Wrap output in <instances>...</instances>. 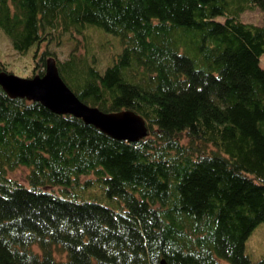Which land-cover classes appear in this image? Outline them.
<instances>
[{"label": "trees", "instance_id": "16d2710c", "mask_svg": "<svg viewBox=\"0 0 264 264\" xmlns=\"http://www.w3.org/2000/svg\"><path fill=\"white\" fill-rule=\"evenodd\" d=\"M251 7L258 24L239 17ZM83 27L120 50L101 70L69 54L59 75L146 133L117 139L0 86V264H264L244 252L264 222V0H0L12 48L34 47L28 76L42 44ZM95 185L103 201L82 194Z\"/></svg>", "mask_w": 264, "mask_h": 264}, {"label": "rangeland", "instance_id": "374dc122", "mask_svg": "<svg viewBox=\"0 0 264 264\" xmlns=\"http://www.w3.org/2000/svg\"><path fill=\"white\" fill-rule=\"evenodd\" d=\"M239 17L243 21L258 24L261 21V11L257 7H251L242 11ZM217 18H220V16H217ZM42 48H47L51 51L46 57L53 56L55 60H60L72 54L75 58H85L86 62H91L95 68L101 70L120 50V43L118 37L112 33L103 31L102 29L83 27L79 32L72 31L71 34H63L56 43L42 44ZM33 49L34 47L24 53H18L12 48L7 37L0 31V60L6 63V69L10 72L21 77L30 75L32 71L31 67L33 66L31 57ZM39 51L34 52V55H37ZM259 64L264 67V53L259 58ZM26 172L27 168L21 165L13 170H9L8 174L16 180L23 182ZM93 188L83 190L82 194L103 201L102 186L95 185ZM244 252L252 261L264 253V222H258L252 228L244 241Z\"/></svg>", "mask_w": 264, "mask_h": 264}, {"label": "water", "instance_id": "95a60500", "mask_svg": "<svg viewBox=\"0 0 264 264\" xmlns=\"http://www.w3.org/2000/svg\"><path fill=\"white\" fill-rule=\"evenodd\" d=\"M0 86L10 97L37 100L50 111L79 117L117 139L134 141L146 133L143 118L131 109L102 111L81 101L59 75L53 56L46 57L42 74L21 77L0 69ZM158 264L169 263L159 258Z\"/></svg>", "mask_w": 264, "mask_h": 264}]
</instances>
